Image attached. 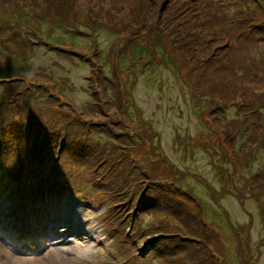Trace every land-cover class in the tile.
<instances>
[{
    "label": "rangeland",
    "instance_id": "obj_1",
    "mask_svg": "<svg viewBox=\"0 0 264 264\" xmlns=\"http://www.w3.org/2000/svg\"><path fill=\"white\" fill-rule=\"evenodd\" d=\"M260 25L264 0H0V156L70 190L0 172V214L65 204L44 239L0 223V264H264Z\"/></svg>",
    "mask_w": 264,
    "mask_h": 264
},
{
    "label": "trees",
    "instance_id": "obj_2",
    "mask_svg": "<svg viewBox=\"0 0 264 264\" xmlns=\"http://www.w3.org/2000/svg\"><path fill=\"white\" fill-rule=\"evenodd\" d=\"M245 6H243L241 9H239L238 13H244L247 12V9ZM163 16V15H162ZM161 16L159 17L160 22ZM251 22V21H250ZM174 24V23H173ZM190 24H188L189 26ZM187 25L184 24H176V27L174 28L175 33L181 32V34H184L183 31L186 28ZM261 30L264 29V26H261ZM241 28H243L241 26ZM200 35V32H199ZM172 36V35H171ZM201 36L200 38H202ZM199 37L197 39H200ZM240 41V39H239ZM148 49L149 46L147 44L140 45L136 44L132 47V56H134L133 60H137L135 55L141 54V57L147 58L148 55ZM134 62V61H132ZM85 65H87L86 62H84ZM112 79V78H110ZM56 147H58V142L54 143ZM17 162V164H15ZM0 167H2V172L5 170L6 180H10L14 182V192L13 194H16V191L19 190L21 186L28 187V191L33 194H39L45 191H51V192H58V191H64L69 189L68 186L64 183L63 180L56 174V173H49L44 170L42 172V169H35L32 164H26L22 160L14 161L12 163H8L2 159L0 156ZM56 172V171H55ZM3 174H1L2 176Z\"/></svg>",
    "mask_w": 264,
    "mask_h": 264
},
{
    "label": "bare ground",
    "instance_id": "obj_3",
    "mask_svg": "<svg viewBox=\"0 0 264 264\" xmlns=\"http://www.w3.org/2000/svg\"><path fill=\"white\" fill-rule=\"evenodd\" d=\"M10 211L8 212V215H10ZM7 214H6V216H8ZM12 220H10L11 222H13V223H16L15 224V226H17L18 225V223H17V218H15V217H12L11 218ZM65 220L67 221V219L65 218ZM27 227H28V229L30 230V233H29V235H28V238L32 241V239H35L36 238V232H37V230L36 231H34L33 232V235H32V217L29 215L28 217H27Z\"/></svg>",
    "mask_w": 264,
    "mask_h": 264
}]
</instances>
